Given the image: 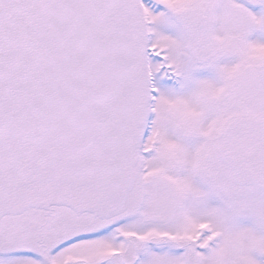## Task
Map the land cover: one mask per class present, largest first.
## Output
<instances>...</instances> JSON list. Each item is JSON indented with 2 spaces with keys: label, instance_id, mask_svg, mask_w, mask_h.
Returning <instances> with one entry per match:
<instances>
[{
  "label": "snow or ice",
  "instance_id": "snow-or-ice-1",
  "mask_svg": "<svg viewBox=\"0 0 264 264\" xmlns=\"http://www.w3.org/2000/svg\"><path fill=\"white\" fill-rule=\"evenodd\" d=\"M0 264H264V0H0Z\"/></svg>",
  "mask_w": 264,
  "mask_h": 264
}]
</instances>
